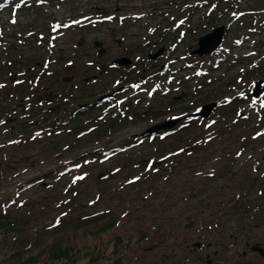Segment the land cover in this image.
Here are the masks:
<instances>
[{"label":"rangeland","instance_id":"1","mask_svg":"<svg viewBox=\"0 0 264 264\" xmlns=\"http://www.w3.org/2000/svg\"><path fill=\"white\" fill-rule=\"evenodd\" d=\"M191 2L181 4L185 8ZM177 3L48 0L34 10L15 11L14 5L0 2V140L5 138L0 141V193L9 182L17 185L7 214L27 226L0 239V252L18 244L27 253L40 251L37 264H58L59 259L50 261V244L69 241L86 248L89 242L99 247L107 242L108 252L119 235L120 264H173L180 256L184 264H204L190 249L195 239L202 243L198 251L208 253L214 264H264L260 251L251 248L259 240L264 245V93L253 97L249 92L253 79L264 78V29L249 32L248 24L238 25L240 18L233 17L223 43L202 57L189 49L213 25L193 24L192 33L184 29L171 46L173 76L166 81L174 88L150 91L146 86L121 94L133 117H119L123 108L114 97V105L104 106V100L100 107L83 108L81 118L71 122L70 113L63 112L72 101H92L82 75L99 73L96 62L107 64L120 54L121 44L149 47L177 12ZM203 8L190 9L191 20L197 23ZM85 13L88 17L80 19ZM15 56L16 66L9 60ZM111 74L103 77L105 88L113 86ZM96 85L104 87L101 81ZM62 97L68 106L59 103ZM214 99L217 106L209 118H189L171 133L139 137L147 125L171 119L174 110ZM45 108H51L49 114ZM63 113L70 128L43 132L42 123L55 125L51 119ZM87 116L97 119L95 126L98 121H111V126H98V132ZM122 141L130 144L104 154L107 145ZM172 143L186 146L166 150ZM64 161L74 165L44 172ZM40 172L43 180L19 184Z\"/></svg>","mask_w":264,"mask_h":264},{"label":"trees","instance_id":"2","mask_svg":"<svg viewBox=\"0 0 264 264\" xmlns=\"http://www.w3.org/2000/svg\"><path fill=\"white\" fill-rule=\"evenodd\" d=\"M3 0H0V2L2 3ZM7 2V4H12L14 5L15 11L16 9H24L26 8L27 10H34L35 8H39V5H41L42 3H44L45 1L47 2L48 0H15L17 2H14V0H4ZM50 1V0H49ZM178 2L177 3V7H176V13H172L168 18H167V25H163L162 28L160 30L157 31L158 35L156 37H154L156 40H163L161 43L165 44V47L169 46V44L167 43L168 40H165L166 37H170V40L175 38V42H177L176 38L178 39H182L181 35L184 34V29L185 31H188V33H192V29H193V24L195 25H199L202 23V25H209V24H216V22H220V20H224L225 22V30L226 33L229 30V22L232 21L231 19L234 18H240V22L238 23V25H240V23L242 22L243 24H248L247 28L249 30V32H259V30H263L264 29V0H253V1H245V0H193V3H190V7H183V5L181 4L183 2V0H170V2ZM181 1V2H180ZM186 1V0H185ZM188 2V0H187ZM180 4V5H179ZM203 6L204 11L196 18L197 23L195 22V20H191V14L193 13L191 10H194V8L196 9L197 7ZM191 9V10H190ZM111 11V10H110ZM250 13V14H248ZM181 22V24H180ZM183 22V24H182ZM186 22V24L184 23ZM185 25H187V27H185ZM246 30V31H248ZM178 31H180L181 33L179 34ZM165 37V39H164ZM231 43V42H230ZM144 47V46H143ZM230 48L231 45L227 44L226 48ZM130 52L135 51L137 56L136 58L141 59L143 58L145 55V50L144 48H130L129 49ZM130 52L128 54H130ZM196 56H207L210 53H204V54H199L198 52L196 53ZM209 56V55H208ZM19 57L15 56L12 57V59L10 58L9 60L13 63L14 66L18 65L20 62L18 61ZM136 70H131L130 72H126L123 70V72L119 71L120 73H124L123 77L124 79L127 80H131L130 74L133 76H141L144 74V70L147 71V67L146 68H141L139 67V69ZM119 73V74H120ZM165 77H168V74H165ZM164 80H166L164 78ZM163 80V81H164ZM165 82V81H164ZM89 89V87H88ZM90 90V89H89ZM93 90L90 92H88L86 95L91 96L90 93H92ZM69 92L66 93L65 97L67 96ZM83 94V93H82ZM81 95V94H79ZM85 95V94H84ZM69 96L72 97V95L69 94ZM82 96V95H81ZM80 96V97H81ZM65 97L60 98L59 103L63 104V107L68 106L65 105ZM92 101L88 104H83L82 107L77 108V106L75 107L70 106L69 110L63 109V112H69L70 114L67 115L69 122H71L74 118V120H76L78 117L81 118L79 116V114H82V112L85 113V111H83V108H87L86 110L89 111L93 108V106H95L96 104V99L95 97L92 95ZM73 98V97H72ZM79 99V98H78ZM74 103V101H72ZM64 113L61 114L60 116H54L52 119L53 123H56L55 125L52 124L51 126H46L45 123H42L43 127V132L44 131H48V130H55L57 127L62 126L63 121H64ZM125 115H127L128 117H133L134 114L133 113H129V112H125V114H123L121 117H124ZM61 117L62 120H61ZM94 120H97L94 116H87L85 117V120L92 122L91 124H94ZM61 120V122H59ZM73 120V121H74ZM105 121V120H104ZM103 121V122H104ZM106 122H104V124H100V122L98 121V126L100 130H104L107 128H109L111 126V121H108L106 124ZM41 124V122L39 123ZM37 125V124H36ZM67 124H64L63 126H65V128H70V126H66ZM98 126H93L92 128H95L96 131H98ZM35 128V127H34ZM24 129V128H22ZM91 129V128H90ZM99 132V131H98ZM205 135L207 132L204 131L203 132ZM7 134V137H10L11 135ZM195 139H199L200 136L194 135L193 136ZM5 140V138L1 139L0 141ZM194 140V139H193ZM129 142L126 141V143L123 141L120 144H116V146H112V145H105V149L103 150L107 155L109 153H112V151H116V149H118L119 147H126V145ZM172 145V146H170ZM183 145V146H182ZM169 147L166 150H171V151H175V149H179L180 147H184L186 145L184 144H169ZM104 153V154H105ZM74 164L72 163H68L64 161V163L59 162L58 166L53 167V168H48L47 170H44V172L49 171V170H54V171H58V170H62L64 167H71ZM44 172H40L37 174H32V176H30V178H27L25 180H23L22 182H20L19 184H24L25 182H29V181H41L43 180L46 176L44 175ZM9 182V181H8ZM7 182L4 183V185L2 187H4L6 185ZM17 185L13 184L11 185V183L9 182V184H7L4 188H6V190L3 192L2 194L0 193V239L2 242H4V240H7L8 235H15L14 232H25V228H27V226H25V224L19 223L17 222L14 217L11 218L9 214H7L9 212V210H7V206L10 205V198L14 197L16 191L18 188H16ZM14 192V195H13ZM237 205V204H236ZM98 213H102L101 211H98ZM98 213L96 212L94 215H98ZM87 216V215H86ZM88 217V216H87ZM116 217H113L111 220L109 218V220L103 224L102 228L103 229H107L110 226V223L112 221H115ZM190 223H192L191 221H188ZM189 223V224H190ZM143 234H145V232H142L139 234L140 236H142ZM116 238L114 239L113 245L108 252L106 250V245L107 242H104L100 247L99 246H95V244L93 242H89V246L86 248H83V246L81 245H76L73 242H55L53 244H50V246H47V250H48V254L50 256V261L52 263H55L56 261H58V259L60 260V263L58 264H120L123 257H122V251L119 252V250H121V246L122 244H120L122 242V237L119 235H115ZM129 239V238H128ZM128 239H126V242H123L126 244H128ZM18 243V242H17ZM195 246H197L196 242H192V245L190 246V248H194ZM27 247H22L18 244H15L14 246L11 247L10 251H6V252H0V264H5L9 263V264H37L41 261V254L40 251H36V252H29L27 253L25 251ZM123 249V248H122ZM196 253H198L199 251L196 250ZM26 252V253H25ZM2 253V254H1ZM105 253H109L108 255H104ZM100 255L104 258V260L102 261H98ZM202 260L204 262V264H214L215 260H211V261H207V255L202 254ZM182 257H178L175 258V262L173 264H184L182 263L181 260ZM181 260V261H179ZM250 262V261H249ZM252 264H256L255 261H251ZM186 264V263H185ZM235 264H245L244 260L243 261H239L236 262ZM249 264V263H246ZM251 264V263H250Z\"/></svg>","mask_w":264,"mask_h":264},{"label":"flooded vegetation","instance_id":"3","mask_svg":"<svg viewBox=\"0 0 264 264\" xmlns=\"http://www.w3.org/2000/svg\"><path fill=\"white\" fill-rule=\"evenodd\" d=\"M179 34H180V32H179ZM164 39H165V37H164ZM165 40H170V37H166ZM162 41L163 40H156L153 37V39L151 40V43H148L149 44L148 46L152 50L154 47L156 48L159 44H161ZM169 45H170V43H169ZM143 48L145 50V55L146 56H144L141 59H138V58H136L137 56L133 55V53L130 52V50H129L130 47L128 45H126V44H123L122 45L121 44V48L119 49V51H120L119 53L120 54H122V53L128 54L130 52L129 55L134 56L133 62H132L131 65L124 66L123 63L113 62L112 59L114 58V56H111L109 58L107 64L104 63V62H102V60H101V62H96L95 65L97 67H94L93 66V68L99 70V73H97L96 70H94V71H91V73H86L85 75H82V78L85 79L88 82V85L87 86L89 87V89L91 91L95 89L92 92L91 96L93 95L95 97L96 102L97 101L98 102H101L103 100V99H101V97L100 98L98 97L99 94H100V92H102L103 90L104 91H109V90L114 89V91L112 93V96H113V94L115 96H117V95H121L123 93L124 89H127L129 80L124 79V78L122 79L124 73L123 74L122 73L116 74V79L115 80L113 79V81H112L113 82V86H109V87H106V88L104 86V84L106 83L105 82L106 80L103 77L106 74H111V73H112L111 75L114 77L113 74H115V71L118 70V69L121 72H123V70L126 71V72H130L132 69L138 71L137 69H139V67H141V68H146L147 67L148 70L147 71L144 70V74L142 75L143 78L140 80L139 84L141 86L142 85H145V86H143L145 88L146 86H150V85H153V84L156 83L154 79H155V77L158 76L157 75L158 74V69L164 66V64L162 63V61H163V54L162 55H159V56H154V57L150 56L149 57L148 54H147V51L149 49L146 48V47H143ZM101 50H102V46L100 47V50L98 51V54H100V55L104 53ZM128 77H130L131 80H134V76L133 75H130ZM135 78L139 79L138 76H135ZM99 81H101V85H103L104 87L99 88V86L96 85V82H99ZM72 82H75V81H72ZM166 90H167V87H166V89L164 88L162 91H166ZM112 96H106V98L111 99ZM171 96L172 97H177L176 92H172L171 93ZM50 105H51V103H50ZM79 105H82V104H79ZM170 105H171V102H170ZM184 108H186V107H184ZM32 109H34V108H32ZM45 109H47V108H45ZM179 111H181V110L180 109H178L177 111L174 110V113H178ZM248 242H249V240L248 241L246 240V243H248ZM262 256L264 257V255H262Z\"/></svg>","mask_w":264,"mask_h":264},{"label":"water","instance_id":"4","mask_svg":"<svg viewBox=\"0 0 264 264\" xmlns=\"http://www.w3.org/2000/svg\"><path fill=\"white\" fill-rule=\"evenodd\" d=\"M224 33V24L223 23H216L215 25L212 26V28L209 31H206L205 33L199 34L197 41L198 44H196V46H194L193 49H191L192 51H197L198 53H204L207 51L212 50L214 47L217 46V44L221 43V38H222V34ZM161 48H158L156 51L154 50V52H152L151 54H156L159 52ZM131 57L128 55H121L119 57H116L114 60L118 61V62H122L125 64H129L131 62ZM250 92L253 93L254 96L257 95H261L262 92L264 93V78L258 77L254 80V84H253V88H251ZM215 100H209L207 102H202L199 103L198 106L196 108H194L193 110H189L185 115H205V116H209L210 112H212L213 107H215ZM180 118V116L175 117V118H171L165 121H160V122H155L153 124H150L149 126L147 125V127L145 128V130H143V132L150 131V130H156L157 127H164V126H170L173 123H175L178 119ZM198 243V242H197ZM253 248L260 250L262 252V254H264V247L260 245V243H254L253 244Z\"/></svg>","mask_w":264,"mask_h":264}]
</instances>
